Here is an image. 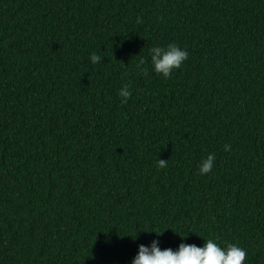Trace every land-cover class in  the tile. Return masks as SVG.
I'll return each instance as SVG.
<instances>
[{"label": "trees", "instance_id": "1", "mask_svg": "<svg viewBox=\"0 0 264 264\" xmlns=\"http://www.w3.org/2000/svg\"><path fill=\"white\" fill-rule=\"evenodd\" d=\"M170 42L181 68L135 73ZM209 235L264 264V0H0V264Z\"/></svg>", "mask_w": 264, "mask_h": 264}, {"label": "clouds", "instance_id": "2", "mask_svg": "<svg viewBox=\"0 0 264 264\" xmlns=\"http://www.w3.org/2000/svg\"><path fill=\"white\" fill-rule=\"evenodd\" d=\"M188 56V51L175 42L154 45L148 49L147 57H140L137 60L135 73L147 77L150 66L153 73L167 79L174 70L181 68ZM101 60L102 56L96 52L91 53L89 56V61L92 64H98ZM118 95L121 98V104L127 103L132 95L130 85L124 83L118 89ZM224 150L229 151L230 145L225 144ZM215 162L216 154L214 152L202 157L197 166L198 174L203 176L211 173ZM156 166L159 169L166 168L167 159L157 158ZM151 232L159 236L162 231ZM136 234L134 236L129 235L135 239ZM245 260L246 250L244 248L236 243L218 242L217 238L209 235L203 237V243L200 246L182 241L175 250L170 247L161 248L157 239H152L148 244H138L136 254L131 259V264H245Z\"/></svg>", "mask_w": 264, "mask_h": 264}]
</instances>
